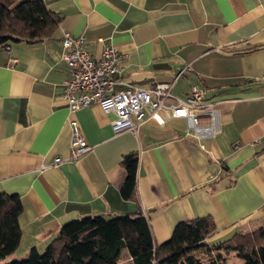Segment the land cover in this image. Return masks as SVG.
<instances>
[{"label":"crops","instance_id":"obj_1","mask_svg":"<svg viewBox=\"0 0 264 264\" xmlns=\"http://www.w3.org/2000/svg\"><path fill=\"white\" fill-rule=\"evenodd\" d=\"M43 1L61 15L52 33L0 47V192L22 202L20 243L2 261L43 251L64 223L86 215L143 214L155 244L196 217L214 223L207 243L264 227V0ZM65 32L82 35L94 59L107 44L125 54L114 89L167 81L183 98L198 84L221 131L201 147L153 123L115 133L114 114L98 104L70 111L60 97ZM72 119L88 146L76 160ZM128 153L137 156L131 197L121 192ZM119 256L134 264L126 248Z\"/></svg>","mask_w":264,"mask_h":264},{"label":"trees","instance_id":"obj_2","mask_svg":"<svg viewBox=\"0 0 264 264\" xmlns=\"http://www.w3.org/2000/svg\"><path fill=\"white\" fill-rule=\"evenodd\" d=\"M61 15L43 0H0V47L12 40L37 42L50 35ZM125 197L134 193L137 156L125 154ZM22 202L17 193L0 192V261L12 254L21 238ZM208 217L178 222L166 241L155 244L147 218L127 213L86 215L64 223L43 251L31 247L27 255L3 264H119L126 248L134 264H225L234 253L243 264H264V227L237 229L214 243L205 238L214 230Z\"/></svg>","mask_w":264,"mask_h":264},{"label":"built area","instance_id":"obj_3","mask_svg":"<svg viewBox=\"0 0 264 264\" xmlns=\"http://www.w3.org/2000/svg\"><path fill=\"white\" fill-rule=\"evenodd\" d=\"M61 43L60 56L69 74L60 97L70 111L98 104L104 113L114 114L110 125L115 133L122 130L138 133L153 123L171 134L191 135L201 147L205 139L221 131L218 108L206 100L205 91L198 84H192L183 98L172 92L173 82L167 81H157L148 87L126 84L114 89L117 82L114 74L122 71L125 57L115 45H105L101 56L94 59L85 49L82 35L65 32ZM5 49L9 50V45ZM70 126L68 157L76 160L88 146L76 120H70ZM60 161V156L54 157V163Z\"/></svg>","mask_w":264,"mask_h":264},{"label":"rangeland","instance_id":"obj_4","mask_svg":"<svg viewBox=\"0 0 264 264\" xmlns=\"http://www.w3.org/2000/svg\"><path fill=\"white\" fill-rule=\"evenodd\" d=\"M10 255H8V256L10 257ZM8 261H11V260L9 259ZM3 263H4V261L0 262V264H3ZM241 263H243V260L241 258L237 257L234 253H230V254L226 255L225 264H241Z\"/></svg>","mask_w":264,"mask_h":264}]
</instances>
